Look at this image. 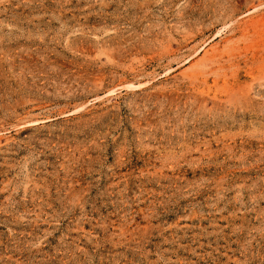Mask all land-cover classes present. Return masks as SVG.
Segmentation results:
<instances>
[{
    "label": "rangeland",
    "instance_id": "1",
    "mask_svg": "<svg viewBox=\"0 0 264 264\" xmlns=\"http://www.w3.org/2000/svg\"><path fill=\"white\" fill-rule=\"evenodd\" d=\"M0 264H264V0H0Z\"/></svg>",
    "mask_w": 264,
    "mask_h": 264
}]
</instances>
